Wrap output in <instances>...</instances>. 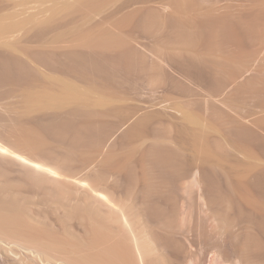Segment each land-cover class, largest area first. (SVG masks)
<instances>
[{"label": "rangeland", "instance_id": "obj_1", "mask_svg": "<svg viewBox=\"0 0 264 264\" xmlns=\"http://www.w3.org/2000/svg\"><path fill=\"white\" fill-rule=\"evenodd\" d=\"M0 25V181L23 218L264 264V0H0Z\"/></svg>", "mask_w": 264, "mask_h": 264}, {"label": "bare ground", "instance_id": "obj_2", "mask_svg": "<svg viewBox=\"0 0 264 264\" xmlns=\"http://www.w3.org/2000/svg\"><path fill=\"white\" fill-rule=\"evenodd\" d=\"M2 30L0 25V33ZM15 71L14 59L0 60V80ZM64 88L69 99L76 97L74 87ZM50 100L59 102L60 97ZM9 191L12 193L10 184L0 181V264H171L183 260L193 264L189 252L159 249V244H173L172 237L114 233L98 220H71L58 228L54 223V231L49 232L44 224L22 217L25 209ZM255 259L249 258L247 264H257ZM202 260L198 264H219L221 256L203 255Z\"/></svg>", "mask_w": 264, "mask_h": 264}]
</instances>
